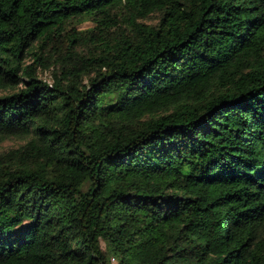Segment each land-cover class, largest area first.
<instances>
[{"label":"trees","instance_id":"16d2710c","mask_svg":"<svg viewBox=\"0 0 264 264\" xmlns=\"http://www.w3.org/2000/svg\"><path fill=\"white\" fill-rule=\"evenodd\" d=\"M6 140L0 264H264V0H0Z\"/></svg>","mask_w":264,"mask_h":264},{"label":"rangeland","instance_id":"374dc122","mask_svg":"<svg viewBox=\"0 0 264 264\" xmlns=\"http://www.w3.org/2000/svg\"><path fill=\"white\" fill-rule=\"evenodd\" d=\"M90 26H91L90 23H84V24L80 25L77 29L82 30V29H86L87 27H90ZM32 59H33V56L26 55V58L24 59V64L25 65L31 64L33 62ZM36 71H37L38 78L40 77V78L44 79L46 82L51 83L50 73L48 71L43 70L41 68V66H38ZM15 146H16L15 142H13L12 140H6L0 145V150L4 151V150H7V149H9L11 147H15ZM112 262H113V264L115 263L114 261H112Z\"/></svg>","mask_w":264,"mask_h":264}]
</instances>
